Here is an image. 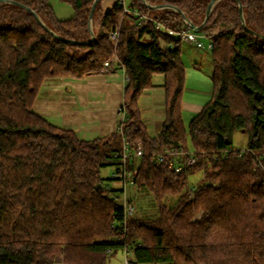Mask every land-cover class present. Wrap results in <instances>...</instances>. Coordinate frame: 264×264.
<instances>
[{
	"label": "trees",
	"instance_id": "16d2710c",
	"mask_svg": "<svg viewBox=\"0 0 264 264\" xmlns=\"http://www.w3.org/2000/svg\"><path fill=\"white\" fill-rule=\"evenodd\" d=\"M64 1L73 9L64 20L48 0L0 2V264H106L118 251L127 264H264V0H238L244 25L237 0H218L200 31L190 27L207 40L201 49L210 54L213 92L187 125L182 41L166 32L186 27L180 13L142 0L103 11L99 0L90 39L93 0ZM148 2L177 8L199 26L210 0ZM133 12L149 19L138 24ZM116 71L125 78L122 103L106 136L78 139L33 110L48 78ZM155 74L164 79L165 119L151 136L138 98ZM235 132L247 136L244 150L232 145ZM180 149L195 163L174 172L165 151ZM104 167L113 169L109 179ZM129 187L158 204L153 218H124L123 197L136 210Z\"/></svg>",
	"mask_w": 264,
	"mask_h": 264
},
{
	"label": "crops",
	"instance_id": "0c3cea01",
	"mask_svg": "<svg viewBox=\"0 0 264 264\" xmlns=\"http://www.w3.org/2000/svg\"><path fill=\"white\" fill-rule=\"evenodd\" d=\"M197 66L194 62L192 69L195 72L190 70L196 79L199 78L196 74ZM184 75L186 77L185 67ZM124 80L122 71L81 79L48 78L42 83L33 103V110L51 125L71 130L78 139L94 140L116 130ZM163 82V76L155 74L152 77V86L138 98L142 122L151 136L158 134L165 119ZM204 104L198 101H184L183 92L182 113L187 110L196 114ZM133 191L134 188L131 187L128 195Z\"/></svg>",
	"mask_w": 264,
	"mask_h": 264
},
{
	"label": "rangeland",
	"instance_id": "374dc122",
	"mask_svg": "<svg viewBox=\"0 0 264 264\" xmlns=\"http://www.w3.org/2000/svg\"><path fill=\"white\" fill-rule=\"evenodd\" d=\"M117 0H101L100 8L103 11L109 9ZM148 2V0H146ZM48 3L52 7L55 16L59 19H67L73 15V9L71 5L64 0H48ZM91 23V28H92ZM93 30V28H92ZM202 43H206V38L201 39ZM181 57L183 61V66L186 70V77L184 83V101H198L199 103H206L210 100L213 87L211 82V73H212V62L210 54L206 49H197L192 44H188L182 41L181 43ZM194 62L198 64L196 74L199 75V78H195L190 70L195 72L192 69ZM196 70V69H195ZM183 123L188 124L190 119L195 115V113L184 110L183 111ZM188 149L191 150V146L188 143ZM232 145L239 150H244L247 146V136L241 132H235L232 136ZM113 169L111 167H104L100 170V175L103 179H109L111 177ZM202 175L201 173H196L189 177V182L191 184H196ZM105 183L114 188H118L119 184L113 181H105ZM131 187L127 188V191ZM129 197L133 199L136 213L135 216L139 218H153L157 213L158 204L149 196L145 195L143 192L138 191L137 188H134V191L130 193ZM173 200L165 198L162 203L168 205L172 203ZM125 255L118 251L115 254L110 255L106 264H124ZM130 258V256H127ZM65 264V263H57Z\"/></svg>",
	"mask_w": 264,
	"mask_h": 264
},
{
	"label": "built area",
	"instance_id": "2783aa9c",
	"mask_svg": "<svg viewBox=\"0 0 264 264\" xmlns=\"http://www.w3.org/2000/svg\"><path fill=\"white\" fill-rule=\"evenodd\" d=\"M144 4L148 5V6L152 5L149 2H147L146 0H144ZM121 5L123 6V12H129L130 11L125 7V4L123 2L121 3ZM133 13L138 16V22H137L138 24L149 19V17L145 14H139L136 12H133ZM153 24H154V28L157 30H160L163 27L159 20H153ZM184 24L186 25V27L178 33H174L170 29H167L166 32L169 35H175L178 39H180L181 41H183L185 43L192 44L197 49L203 48L204 45L201 43L199 38L193 32L190 31V26H189L188 22L184 20ZM108 38L112 44H115L117 41V38H118V30L115 29L113 31L108 32ZM205 47L207 49H211V47H212L211 43H208ZM104 66H108V63H104ZM165 154H167L168 158H169L168 166L170 168H172V170L174 172H180L185 167L192 166L195 163V159L190 155V152L184 151L182 149H180L178 151L166 150ZM128 156H130V153H125V155L123 156V162L125 161V158ZM134 156H136V157L141 156L140 146L137 147V151L135 152ZM158 159L161 160V157L158 156ZM124 175H125V172H123V176ZM122 208L124 211V218L125 219H127V218L129 219V218H132L135 216L136 210H135L133 204L131 202L127 201V199H125L124 197L122 198ZM124 264H127L126 259L124 260Z\"/></svg>",
	"mask_w": 264,
	"mask_h": 264
},
{
	"label": "water",
	"instance_id": "95a60500",
	"mask_svg": "<svg viewBox=\"0 0 264 264\" xmlns=\"http://www.w3.org/2000/svg\"><path fill=\"white\" fill-rule=\"evenodd\" d=\"M3 1H4V0H0V2H3ZM98 1H99V0H93V3H92L91 8H90V13H89V30H90V39H93V32H92V29H91V17H92V15H93L94 9H95V7H96ZM142 1H143V3H144V0H142ZM217 1H218V0H210L209 4H208V6H207L206 15H205V17H204V20H203V22H202L199 26H195L193 23H191V22L186 18V16L184 15V13H183L181 10L177 9V8H174V7H171V6H156V5H149V6L146 5V6H148V7H150V8H171V9L177 11L178 13H180V15L182 16L183 20H185V21L188 22L189 26L192 28L193 31L198 32V31L201 30L202 25H203L204 22L206 21V19H207L209 13H210L212 7L214 6V4H215ZM237 1H238V0H237ZM12 3H14L15 5H18V6L22 7V8H24V9H26V10L29 11L30 13H32V14L35 16V18L37 19V21L41 24V26H42L47 32L52 33V32L50 31V29H48V28H47V27L41 22V20L39 19V17L36 15V13H35L34 11L30 10L28 7L24 6V5L21 4V3H18V2H15V1H14V2L12 1ZM238 6H239V15H240V18H241L242 24L244 25V21H243V17H242V6H241V4L239 3V1H238ZM246 30H247V32L253 34L250 30H248V29H246ZM52 34H53L54 36H56L58 39H61V40H65V41H66V39H64V38H62V37H59L58 35H55L54 33H52ZM98 187H99V186H98Z\"/></svg>",
	"mask_w": 264,
	"mask_h": 264
}]
</instances>
